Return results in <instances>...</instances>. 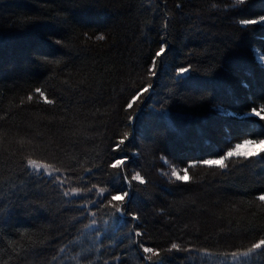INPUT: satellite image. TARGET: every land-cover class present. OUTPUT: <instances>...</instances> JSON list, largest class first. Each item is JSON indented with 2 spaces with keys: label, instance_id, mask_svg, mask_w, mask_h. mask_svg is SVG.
<instances>
[{
  "label": "trees",
  "instance_id": "16d2710c",
  "mask_svg": "<svg viewBox=\"0 0 264 264\" xmlns=\"http://www.w3.org/2000/svg\"><path fill=\"white\" fill-rule=\"evenodd\" d=\"M261 16L264 0H0V264H264V153L204 163L264 139V23H241Z\"/></svg>",
  "mask_w": 264,
  "mask_h": 264
},
{
  "label": "snow or ice",
  "instance_id": "6c2138e0",
  "mask_svg": "<svg viewBox=\"0 0 264 264\" xmlns=\"http://www.w3.org/2000/svg\"><path fill=\"white\" fill-rule=\"evenodd\" d=\"M238 3L243 4L245 2V0H237ZM241 23L243 25H250V24H257V23H264V16H261L259 20H244L241 21ZM98 40H103L104 36L100 35L97 37ZM166 51V45L162 44L159 48V50L155 53V56L157 58L161 57ZM258 62H259V57L257 58ZM262 67H264V65H261ZM156 68H157V60L153 59L151 61V67L149 68V72L151 73L152 76L156 75ZM188 69L187 68H181L178 70V74H183L184 72H187ZM245 87H247V85H244ZM148 87L143 88V90L141 92H138L137 94H135L131 101L128 102L127 104V108L131 109L133 107V105L136 103L137 100L140 99V97L143 95L144 92H148ZM37 91H39V89H37ZM42 94V93H41ZM29 99H31V97H29ZM45 102L46 103H52V101L48 100L47 98H45ZM224 115H229V113L227 112V110H224L223 112ZM251 115L258 117L260 120H264V108H261L260 110H257L255 108H253L251 110ZM231 115H235V113H231ZM125 139H127V136H125L124 139H121L119 141V143L116 145L115 149H113L114 151L119 150V147L121 144H124ZM259 149L260 152L264 153V139H244L242 143H237L234 147L233 150H229L226 152V155L222 156L221 158H217V159H210V160H206L204 161L205 164L207 165H215L221 169H224L227 165L225 163L226 160H229L231 157H244V158H248V157H254L256 155H258V153L255 151V149ZM243 149H248V151H244ZM126 157H116L114 158V160L110 163V167L113 169H121V175L120 178L123 180V182L126 185H130V182L128 180V176L126 174H123L124 170L122 169L121 166L126 164ZM27 166L31 167L33 169H35L37 172H39V169L41 167L45 168V172H47V166H43V165H38L37 162L35 160L32 159H28L27 161ZM50 175V173H49ZM171 175L173 177H175L176 180L178 181H184V182H188L190 177L188 175L187 170L184 171L183 175H180L175 169L172 170ZM131 180L132 181H138L140 184H144L145 180L141 177L140 173L137 172L135 175L131 176ZM76 193V190H73V194ZM65 196L68 195L67 192L64 193ZM109 195L111 196V200L112 201H117V202H124L126 200V198H128L129 196V191L128 188H125L115 194L109 193ZM259 200L264 202V195H260L259 196ZM119 211V209H118ZM124 213L121 212V215H123ZM129 215L131 216V219L136 220L138 219V217L134 214L129 213ZM95 223V222H93ZM136 236H140L141 233L136 232L135 233ZM172 249H179V245L173 243L171 245ZM264 248V239H261L258 243H255L251 249H249V251H254L255 249H261ZM143 252L148 254L151 253L153 256H159V252L154 250L151 247H143ZM245 255H247V253H245ZM147 258V257H146Z\"/></svg>",
  "mask_w": 264,
  "mask_h": 264
},
{
  "label": "rangeland",
  "instance_id": "374dc122",
  "mask_svg": "<svg viewBox=\"0 0 264 264\" xmlns=\"http://www.w3.org/2000/svg\"><path fill=\"white\" fill-rule=\"evenodd\" d=\"M244 151H248V149H243ZM255 151L258 153V154H260L261 152H260V150L257 148V149H255ZM257 156V155H256ZM44 168L43 167H41L40 169H39V171H42Z\"/></svg>",
  "mask_w": 264,
  "mask_h": 264
}]
</instances>
